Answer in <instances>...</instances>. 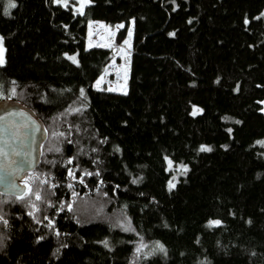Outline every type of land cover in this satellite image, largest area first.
<instances>
[{
	"label": "trees",
	"instance_id": "obj_1",
	"mask_svg": "<svg viewBox=\"0 0 264 264\" xmlns=\"http://www.w3.org/2000/svg\"><path fill=\"white\" fill-rule=\"evenodd\" d=\"M14 1L0 102L47 138L23 198L0 194V264H264V0ZM91 21L132 29L125 93L95 86L116 55Z\"/></svg>",
	"mask_w": 264,
	"mask_h": 264
},
{
	"label": "water",
	"instance_id": "obj_2",
	"mask_svg": "<svg viewBox=\"0 0 264 264\" xmlns=\"http://www.w3.org/2000/svg\"><path fill=\"white\" fill-rule=\"evenodd\" d=\"M0 106V194L19 196L25 191L26 174L39 162L41 143L47 136L30 109L10 101Z\"/></svg>",
	"mask_w": 264,
	"mask_h": 264
},
{
	"label": "rangeland",
	"instance_id": "obj_3",
	"mask_svg": "<svg viewBox=\"0 0 264 264\" xmlns=\"http://www.w3.org/2000/svg\"><path fill=\"white\" fill-rule=\"evenodd\" d=\"M16 4V2L14 1ZM6 12L10 13L13 8H9V0H5ZM73 10L79 7L78 0H69V6ZM86 8V7H85ZM85 10V9H84ZM76 12V11H75ZM264 18V10L259 14ZM119 25H112L104 21H91L89 23V32L87 43L89 46H107L112 48L115 52L116 58L111 63L108 68V72L102 75L96 82L95 86L97 88H105L107 90H115L118 92L125 93L127 91V82L130 72V63H131V54H132V44H133V33L132 29L128 32L127 36L121 39L118 36V31L122 27ZM131 33V35H129ZM0 37H3L0 34ZM127 40L128 44H125L124 41ZM3 57L6 62V49L4 45V40L2 45ZM68 56H76L77 61L79 59L78 53L69 54ZM5 64V63H4ZM3 65V64H2ZM1 66V65H0ZM99 82V84H98ZM201 107H195L194 114H197L201 111ZM263 112H264V102H263ZM171 161V166L169 165ZM167 169L172 172L170 181L176 184L180 181L182 175H184V169H188L186 165L175 162L172 158L167 157L166 159ZM175 177V179H173ZM169 181V182H170ZM169 187V183H168ZM172 189V188H171Z\"/></svg>",
	"mask_w": 264,
	"mask_h": 264
},
{
	"label": "snow or ice",
	"instance_id": "obj_4",
	"mask_svg": "<svg viewBox=\"0 0 264 264\" xmlns=\"http://www.w3.org/2000/svg\"><path fill=\"white\" fill-rule=\"evenodd\" d=\"M54 2L56 4H58V5H62L65 8H67L69 6V0H54ZM78 3H79V7H77L75 9V11L77 13H79L80 15H84V9H85V7L87 5H89L91 3V0H78ZM8 7L9 8H15L16 7V4L14 3V0H9ZM118 27H123V25H120ZM129 35H131V33H129ZM2 41H3V37H0V45H2ZM124 43L128 44V41L125 40ZM68 59L72 60L73 63H78L76 56H69ZM4 63H5V60H4V57H3V49H2V47H0V65H2ZM98 84H99V82H98ZM109 90H111V89H109ZM81 95H83V89H81ZM61 135H63V134H61ZM261 143H264V142H261ZM200 151H211V149L207 148L205 146H202ZM69 163H71V161H69ZM169 165L171 166V161H169ZM184 171H187V169L185 168ZM69 175H72L73 178L75 179V176H74V174L71 171L69 172ZM85 175H92V173H85ZM97 175H98V173H97ZM173 179H175V177ZM80 182L83 183V180H81ZM24 184H25V188L27 189L28 188V182L24 181ZM13 187H16V185L13 184ZM53 187H54V185H53ZM69 187H71V185H69ZM174 187H175V184L170 181L169 182V188L171 189V188H174ZM29 191H30V189H29ZM24 195H25V193L22 191L19 194L18 198L22 199ZM35 199L36 200H40L41 199V197H40V195L38 193L35 195ZM33 207L35 208L36 206L33 204ZM69 211H71V207L70 206H69ZM29 214L32 215V213H29ZM2 219H3V217H0V220H2ZM211 224L212 225H219L220 221H212ZM49 226H51V225H49ZM56 234L59 235V233H56ZM103 243H104L105 247L108 246V242L107 241H104ZM141 247H146V246L142 245ZM157 247L159 248V250L161 252H164L166 254V249H164L163 245L158 244ZM140 251H141V248H138L137 252H140Z\"/></svg>",
	"mask_w": 264,
	"mask_h": 264
}]
</instances>
